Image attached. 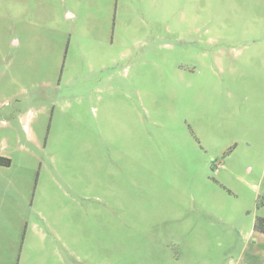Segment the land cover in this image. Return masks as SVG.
Listing matches in <instances>:
<instances>
[{"label":"rangeland","instance_id":"1","mask_svg":"<svg viewBox=\"0 0 264 264\" xmlns=\"http://www.w3.org/2000/svg\"><path fill=\"white\" fill-rule=\"evenodd\" d=\"M257 218L264 0H0V264H264Z\"/></svg>","mask_w":264,"mask_h":264},{"label":"crops","instance_id":"2","mask_svg":"<svg viewBox=\"0 0 264 264\" xmlns=\"http://www.w3.org/2000/svg\"><path fill=\"white\" fill-rule=\"evenodd\" d=\"M207 29H208L207 31L202 32L201 31L202 29H200V28H194L193 29V40L191 41V43H194L195 44V43L203 42V41L204 42L206 41V43L218 42V39L215 38V36H213V35L212 36L209 35V37H207L206 39H204V35L205 34L206 35H207V33L213 34L212 29L210 27L207 28ZM240 34H241V37H243V33H240ZM256 40H258V39H256ZM256 40H254V41H256ZM243 43L244 44H247V43H245V41L244 42L242 41L241 45H244ZM221 71H222V75L225 74L224 69H222Z\"/></svg>","mask_w":264,"mask_h":264},{"label":"trees","instance_id":"3","mask_svg":"<svg viewBox=\"0 0 264 264\" xmlns=\"http://www.w3.org/2000/svg\"><path fill=\"white\" fill-rule=\"evenodd\" d=\"M254 228L257 231L264 232V218H257L255 220Z\"/></svg>","mask_w":264,"mask_h":264}]
</instances>
